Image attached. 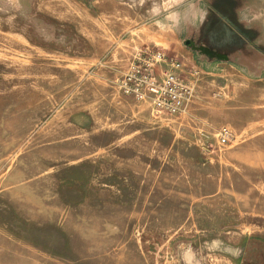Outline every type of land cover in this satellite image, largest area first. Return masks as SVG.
<instances>
[{"label":"rangeland","instance_id":"374dc122","mask_svg":"<svg viewBox=\"0 0 264 264\" xmlns=\"http://www.w3.org/2000/svg\"><path fill=\"white\" fill-rule=\"evenodd\" d=\"M236 10L264 41V0ZM201 14L0 0V264H264V57L189 50ZM144 48L182 62L177 114L118 87Z\"/></svg>","mask_w":264,"mask_h":264},{"label":"flooded vegetation","instance_id":"af4514ba","mask_svg":"<svg viewBox=\"0 0 264 264\" xmlns=\"http://www.w3.org/2000/svg\"><path fill=\"white\" fill-rule=\"evenodd\" d=\"M240 0H199L202 14L192 34L182 43L206 58L227 60L235 56L253 61L264 57V41L256 40L257 30L236 7ZM187 39V42L183 41Z\"/></svg>","mask_w":264,"mask_h":264},{"label":"built area","instance_id":"2783aa9c","mask_svg":"<svg viewBox=\"0 0 264 264\" xmlns=\"http://www.w3.org/2000/svg\"><path fill=\"white\" fill-rule=\"evenodd\" d=\"M164 62L160 73L155 65ZM182 62L156 48L137 50L129 60L125 70L117 80L121 92L136 99H147L156 113L177 114L188 100L181 91L184 86L179 70ZM181 89V90H180ZM230 129L222 125L217 130V142L226 143Z\"/></svg>","mask_w":264,"mask_h":264},{"label":"crops","instance_id":"0c3cea01","mask_svg":"<svg viewBox=\"0 0 264 264\" xmlns=\"http://www.w3.org/2000/svg\"><path fill=\"white\" fill-rule=\"evenodd\" d=\"M198 1V4H199V0H197ZM199 6V5H198ZM190 12V10H188V13ZM222 60V59H221Z\"/></svg>","mask_w":264,"mask_h":264},{"label":"water","instance_id":"95a60500","mask_svg":"<svg viewBox=\"0 0 264 264\" xmlns=\"http://www.w3.org/2000/svg\"><path fill=\"white\" fill-rule=\"evenodd\" d=\"M183 42L186 43L187 42V39H185Z\"/></svg>","mask_w":264,"mask_h":264}]
</instances>
